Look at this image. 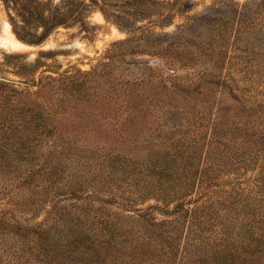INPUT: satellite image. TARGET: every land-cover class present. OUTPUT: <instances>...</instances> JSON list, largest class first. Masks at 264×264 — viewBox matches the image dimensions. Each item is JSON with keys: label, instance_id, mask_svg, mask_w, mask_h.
<instances>
[{"label": "rangeland", "instance_id": "obj_1", "mask_svg": "<svg viewBox=\"0 0 264 264\" xmlns=\"http://www.w3.org/2000/svg\"><path fill=\"white\" fill-rule=\"evenodd\" d=\"M137 1L22 51L0 1V264H264V0Z\"/></svg>", "mask_w": 264, "mask_h": 264}, {"label": "trees", "instance_id": "obj_2", "mask_svg": "<svg viewBox=\"0 0 264 264\" xmlns=\"http://www.w3.org/2000/svg\"><path fill=\"white\" fill-rule=\"evenodd\" d=\"M7 13L8 21L13 33L22 41L30 44H41L59 27H71L77 23L83 24L93 9H99L105 16L107 6L105 0H0ZM140 2L136 8L137 14L145 16L155 8L156 2ZM101 3V6L99 5ZM165 9L157 21L162 26L169 25V19L187 10L190 2L184 0H170L159 3ZM190 17L187 22L191 21ZM185 24L181 29L186 27ZM175 46H179L176 41ZM167 66V65H166Z\"/></svg>", "mask_w": 264, "mask_h": 264}, {"label": "bare ground", "instance_id": "obj_3", "mask_svg": "<svg viewBox=\"0 0 264 264\" xmlns=\"http://www.w3.org/2000/svg\"><path fill=\"white\" fill-rule=\"evenodd\" d=\"M96 15L101 17V15L99 13H97ZM4 27H5V30L8 34V37L6 39V46L9 50L22 51V50H26V49H31L30 46L22 43L21 41H19L15 37V35L11 31V26L8 22H5Z\"/></svg>", "mask_w": 264, "mask_h": 264}]
</instances>
